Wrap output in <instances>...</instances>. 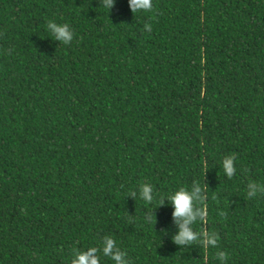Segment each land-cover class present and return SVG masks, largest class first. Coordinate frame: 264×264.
<instances>
[{
    "label": "trees",
    "instance_id": "16d2710c",
    "mask_svg": "<svg viewBox=\"0 0 264 264\" xmlns=\"http://www.w3.org/2000/svg\"><path fill=\"white\" fill-rule=\"evenodd\" d=\"M151 3L0 0V264H264V0ZM193 185L214 247L160 206Z\"/></svg>",
    "mask_w": 264,
    "mask_h": 264
},
{
    "label": "clouds",
    "instance_id": "9594fccd",
    "mask_svg": "<svg viewBox=\"0 0 264 264\" xmlns=\"http://www.w3.org/2000/svg\"><path fill=\"white\" fill-rule=\"evenodd\" d=\"M104 7L112 10L115 0H101ZM129 5L132 12L148 11L152 8L151 0H129ZM147 31H151V25L145 24ZM47 30L53 40L68 44L73 39V32L67 24H57L54 21L47 23ZM222 166L225 174L231 178L235 174L234 157L227 156L222 161ZM258 192H264V186L257 183H249L247 186V196L253 198L257 196ZM139 196L146 202L153 200V187L150 184H144L140 187ZM201 188L198 185H193L191 189L180 188L173 192L166 199H162L160 206L167 201L173 208V218L179 225V232L174 236L173 240L177 245H191L193 242L200 240L203 237V245L205 247L211 245L215 246L217 241L214 235L207 233H198L194 231L192 225L197 220L203 221L207 216L206 208H195V201H202ZM103 246V254L109 256L115 264H128L126 254L118 250L115 242L111 238H105ZM98 249L93 247L86 251H78L72 261V264H99V257L97 256ZM219 260L225 261L226 254L218 253Z\"/></svg>",
    "mask_w": 264,
    "mask_h": 264
}]
</instances>
